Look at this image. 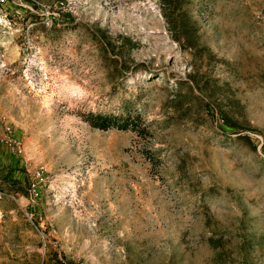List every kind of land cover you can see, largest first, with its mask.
<instances>
[{
    "label": "rangeland",
    "instance_id": "rangeland-1",
    "mask_svg": "<svg viewBox=\"0 0 264 264\" xmlns=\"http://www.w3.org/2000/svg\"><path fill=\"white\" fill-rule=\"evenodd\" d=\"M0 264H264V0L0 5Z\"/></svg>",
    "mask_w": 264,
    "mask_h": 264
},
{
    "label": "built area",
    "instance_id": "built-area-1",
    "mask_svg": "<svg viewBox=\"0 0 264 264\" xmlns=\"http://www.w3.org/2000/svg\"><path fill=\"white\" fill-rule=\"evenodd\" d=\"M14 3V0H0V5Z\"/></svg>",
    "mask_w": 264,
    "mask_h": 264
}]
</instances>
